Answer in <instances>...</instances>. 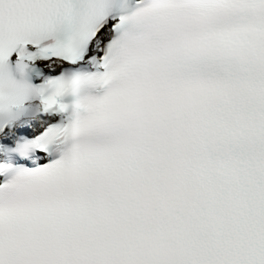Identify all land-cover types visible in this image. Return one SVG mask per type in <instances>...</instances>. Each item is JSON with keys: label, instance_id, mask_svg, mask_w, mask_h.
Segmentation results:
<instances>
[{"label": "snow or ice", "instance_id": "6c2138e0", "mask_svg": "<svg viewBox=\"0 0 264 264\" xmlns=\"http://www.w3.org/2000/svg\"><path fill=\"white\" fill-rule=\"evenodd\" d=\"M0 264H264V0H0Z\"/></svg>", "mask_w": 264, "mask_h": 264}]
</instances>
